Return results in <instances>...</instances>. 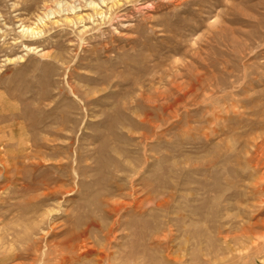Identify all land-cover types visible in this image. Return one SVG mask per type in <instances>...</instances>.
Returning <instances> with one entry per match:
<instances>
[{
    "label": "rangeland",
    "instance_id": "obj_1",
    "mask_svg": "<svg viewBox=\"0 0 264 264\" xmlns=\"http://www.w3.org/2000/svg\"><path fill=\"white\" fill-rule=\"evenodd\" d=\"M0 264H264V0H0Z\"/></svg>",
    "mask_w": 264,
    "mask_h": 264
},
{
    "label": "bare ground",
    "instance_id": "obj_2",
    "mask_svg": "<svg viewBox=\"0 0 264 264\" xmlns=\"http://www.w3.org/2000/svg\"><path fill=\"white\" fill-rule=\"evenodd\" d=\"M90 5L94 6L95 3L94 2H89ZM68 18L66 17L65 20H67ZM26 29H30V28H26ZM32 31V30H30ZM251 217V216H250ZM249 219V218H248ZM251 219V218H250ZM252 220V219H251ZM257 221V220H256ZM246 223V222H245ZM245 225V224H244ZM256 223L255 222H247V225H245V227L242 228L241 233L239 234V238L242 239L243 241L247 242H251V244L255 247L257 244H255V242L253 241V238L257 239L256 235H255V231L253 230L255 227ZM237 237V238H238ZM230 238V237H229ZM235 238V239H237ZM260 238V237H259ZM228 239V238H227ZM239 241V239H237ZM258 241V240H257ZM242 242V241H241ZM237 243V242H236ZM240 243V242H239ZM244 244V243H243ZM242 245V243L240 244ZM239 245V246H240ZM244 246L246 247V245L244 244ZM242 248H244L243 246H241ZM250 247V246H249ZM238 248V247H237ZM236 248V249H237ZM247 249V248H246ZM239 251V250H238ZM245 255V253H244Z\"/></svg>",
    "mask_w": 264,
    "mask_h": 264
}]
</instances>
